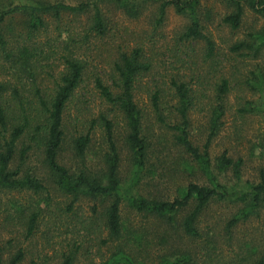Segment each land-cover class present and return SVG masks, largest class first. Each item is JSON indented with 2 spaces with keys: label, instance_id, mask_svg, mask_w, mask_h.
I'll return each instance as SVG.
<instances>
[{
  "label": "rangeland",
  "instance_id": "rangeland-1",
  "mask_svg": "<svg viewBox=\"0 0 264 264\" xmlns=\"http://www.w3.org/2000/svg\"><path fill=\"white\" fill-rule=\"evenodd\" d=\"M10 1L12 4L29 3L26 0H0V4ZM159 4L157 0L145 2L136 17H130L113 3L101 4L107 20L103 35L89 32L92 12L78 16L65 12L58 22L45 17L47 29L37 39L42 50L59 45L60 40L71 34L76 47L72 48L85 62L82 81L65 109L64 136L58 160L73 171L85 163L91 171L97 172L108 151L99 120V116L104 115L113 124L112 141L119 152V177L124 184L131 183L136 166L125 142V118L116 106L100 95L96 80L117 92L118 71L115 67L120 55L141 48V58L148 63V69L136 78L133 95L142 114L141 134L150 150L139 180L131 185V192L170 200L179 195L178 188L190 182L208 184L196 162L175 144V131L169 128L181 120L172 82L183 83L189 89L188 136L192 144L202 150L212 111L218 104L217 87L221 79L226 78L228 87L222 99L223 113L216 133L210 139L208 153L213 164L224 152L235 160H242L238 178L231 169L219 175L228 193H241L249 183L259 180L261 172L264 173V50L254 57L246 49L236 52L230 46L260 30L264 26V16L245 7L241 25L234 29L221 19L229 10L225 0H202L203 10L211 12V20L205 23L204 32L214 44L211 56H207L204 40H180L179 35L189 21L177 14L172 6L166 8L163 20L156 22ZM46 42L49 47L45 46ZM59 49L47 60L48 67L43 68L49 73L42 72L38 78V86L45 98L52 92L54 77L61 67ZM7 76L0 74V80ZM154 92L158 93V110L163 121L156 115L151 102ZM22 95L28 100L37 99L30 82ZM85 133H88L89 142L85 156L79 158L73 151L72 138ZM25 146L28 149L20 169L36 174L46 191L0 192V243L8 241L9 252L22 249L24 259L21 264H59L61 255L69 249H76L74 264H104L110 247L102 242L107 234L100 216L103 205L80 198L70 206L72 196L52 182L43 163L41 146L27 135L15 144L13 167L19 164V149ZM234 193L212 201L201 212L197 223L201 238L181 244V248L189 245L196 248L198 264H250L264 250V208L227 225L231 215L242 206ZM93 205L96 206L95 214L91 212ZM119 209L124 223L143 227L148 230V237L156 231L159 247L143 248L144 242L141 246L135 245L136 256L137 250L140 251L138 262L160 264L164 252L159 250L168 246L176 248L181 234L175 227L163 228L152 219L143 218L128 208L125 201ZM30 213L35 214V221L28 235L26 218ZM164 235H167L166 245L160 241Z\"/></svg>",
  "mask_w": 264,
  "mask_h": 264
},
{
  "label": "trees",
  "instance_id": "trees-1",
  "mask_svg": "<svg viewBox=\"0 0 264 264\" xmlns=\"http://www.w3.org/2000/svg\"><path fill=\"white\" fill-rule=\"evenodd\" d=\"M21 1V0H19ZM29 3L9 2L0 4V74L10 77L0 80V192L40 193L46 187L40 178L31 171H22L20 164L24 162L28 146L19 149V164L15 167V144L23 136H28L41 146L43 163L52 182L62 192L72 196L71 205L80 198L90 199L103 205L100 209L102 226L107 231L102 241L109 245V257L104 264H141L137 261L140 251L135 255V245L143 248L157 246L156 231L148 237V230L143 227H133L121 220L119 207L125 201L128 208L135 210L143 218L152 219L163 228L175 227L181 235L178 244L162 248L160 264H198L196 248L181 244L194 242L201 238L197 228L198 217L209 204L217 199H223L234 192L228 193L226 185L221 183L219 175L231 169L238 178L242 160H235L225 152L215 159L213 164L208 153L210 139L215 135L223 113V96L228 87V80L222 78L217 87L218 104L213 109L208 127V134L203 149L194 146L188 136V110L191 106L189 89L183 83L173 81L178 96V114L180 123L169 126L174 132L173 139L180 145L189 158L199 166L208 184L190 182L178 188L179 195L173 199H162L153 196L131 192L132 184L139 180L146 159L149 156V146L141 134L142 114L134 101L133 89L136 78L148 69V63L141 58V48L131 50L129 54H121L116 65L118 79L117 92L102 84L98 79L96 86L100 95L110 104L116 106L126 121L125 142L130 151L132 161L136 166L132 181L124 184L118 174L119 152L112 141V122L104 115L99 116L103 125L107 142V152L103 165L97 172L91 171L83 163L78 170H72L58 160L59 148L64 136V113L67 104L72 99L82 81L85 62L76 54L74 38L71 34L60 40L59 45L42 50L37 41L38 35L45 32L50 17L57 22L65 12L76 16L91 13L89 32L103 35L107 30V20L101 4L113 3L130 17H136L141 12L145 2L149 0H26ZM159 1L156 22L160 23L166 13V8L172 6L177 14L188 19V25L179 35L180 40H204L206 55L211 56L213 41L205 34V23L211 20L210 10H203L202 0H157ZM229 10L223 14L222 21L231 28L238 29L241 25L244 8L264 16V0H225ZM204 11V12H203ZM18 16V17H17ZM87 34H84L86 37ZM46 42L45 46L49 47ZM59 49L61 67L54 77V87L48 98L42 94L38 86V78L48 67L47 60ZM76 48V47H75ZM237 51L246 49L252 56L261 54L264 50V26L249 34L248 39L235 42L230 46ZM30 82L36 101L25 99L22 91ZM32 84V85H31ZM151 102L156 115L163 121L159 112L158 93H152ZM89 142L88 133L72 138V148L76 156L83 158ZM216 169V170H215ZM242 202L234 214L228 219L227 225L255 214L264 208V173H260L257 182L249 183L245 191L234 193ZM96 205V204H95ZM95 205L91 212L96 213ZM35 214L30 213L26 218V233L31 234L34 228ZM159 236H157L158 238ZM167 244V235L160 238ZM166 249V250H164ZM76 249H69L61 255L59 264H74ZM24 252L18 249L9 252V243H0V264H21ZM250 264H264V250Z\"/></svg>",
  "mask_w": 264,
  "mask_h": 264
}]
</instances>
